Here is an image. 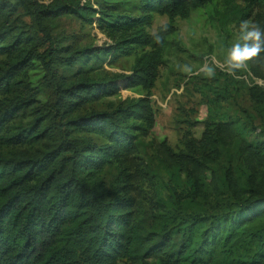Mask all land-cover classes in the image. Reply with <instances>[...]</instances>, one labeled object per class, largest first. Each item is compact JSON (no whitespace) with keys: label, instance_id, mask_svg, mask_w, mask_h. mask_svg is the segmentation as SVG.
<instances>
[{"label":"trees","instance_id":"16d2710c","mask_svg":"<svg viewBox=\"0 0 264 264\" xmlns=\"http://www.w3.org/2000/svg\"><path fill=\"white\" fill-rule=\"evenodd\" d=\"M137 1V15L117 14L98 2L81 0L17 1L48 44L34 57L54 80L55 111L70 116L65 122L68 130L86 137L82 145L66 141L45 152L0 153V264H118L134 257H158L163 264H264V142L240 143L231 154L236 162L217 173L213 166L219 165L222 158L220 143L224 144L223 133L228 131L226 123L208 124L200 139L190 138L185 152L175 155L186 171L188 166L201 177H205L204 170L211 171L210 177L198 182L199 192L204 195L207 184L215 187L218 183L227 197L218 206L219 213L181 212L178 207L179 212L173 216L175 228L167 229L159 241L139 250L143 247L142 236L134 216L127 170L137 152L138 138L148 134L155 123L150 99L141 96L111 110L78 116L74 113L122 88L151 89L166 38L173 30L169 27L148 34L144 26L154 14L165 15L170 21L187 19L193 10L214 0ZM222 1L234 4L237 0ZM243 1L249 7L258 0ZM69 13L122 36L108 48L59 55L48 21ZM156 35L160 36L159 42ZM145 47L149 50L135 57L129 74L119 73L99 81L79 76L66 83L52 66L57 60L70 64L100 54L112 58ZM27 58L18 56L10 67L0 68V94L11 96L12 101L17 98L16 89L29 90L22 77L31 65L30 58L25 61ZM249 67L256 77L264 78V53L249 61ZM257 95L250 89L252 100ZM25 103L22 97L16 103H2L0 147L33 146L51 135L53 127H45L39 118L30 127L9 131V122L20 116ZM112 165L118 168V177L104 188L99 176ZM177 233L182 242L174 250L172 235Z\"/></svg>","mask_w":264,"mask_h":264},{"label":"rangeland","instance_id":"374dc122","mask_svg":"<svg viewBox=\"0 0 264 264\" xmlns=\"http://www.w3.org/2000/svg\"><path fill=\"white\" fill-rule=\"evenodd\" d=\"M17 1L0 0V68L10 67L21 55L28 57L25 61L31 59L30 67L22 76L29 90L16 89L17 98L13 101L11 96L0 94V114L2 103H16L22 97L27 105L18 118L9 122V131L30 127L37 118L38 122L44 123L45 127H53V130L51 135L41 138L33 146L0 147V153L45 152L66 141L82 145L86 136L68 130L65 122L70 116L55 111L54 80L40 59L34 57L35 53L41 54L48 44L29 13ZM81 1L98 2L117 14H139L137 0ZM247 6L243 0L234 4L214 0L204 8L193 10L187 19L170 21L165 15L154 14L150 23L144 26L146 33L155 34L169 27L173 30L166 38L154 86L149 90L122 88L118 93L87 104L74 113L78 116L91 111L111 110L121 102L141 96L150 99L155 123L148 134L138 138L137 152L128 162L127 170L131 183L129 194L134 199V216L142 236L143 247L139 250L159 241L167 229L175 228L173 216L179 208L181 212L218 214V206L227 198L218 183H214L215 187L207 184L204 195L199 192L198 182L210 177V170H204L205 177H201L197 170L187 166L186 171L179 165L175 155L185 152V143L190 138L200 139L208 124L228 125V131L223 133L224 144L220 143L221 161L213 166L217 173L236 162L231 154L240 143L264 142V78L253 74L249 62L234 75L226 71L224 63L226 49L239 36L241 22L264 27V0ZM48 26L59 55L73 50L108 48L122 36L120 32L99 28L96 23L89 24L76 13L51 19ZM148 50L146 47L135 48L130 55L120 54L112 58L100 54L99 57L74 60L70 64L57 60L52 66L66 83L79 76L99 81L119 73L129 74L135 57ZM208 68L214 70V75H208ZM250 89L258 93L255 100L249 96ZM93 140L100 142L95 137ZM117 177L118 168L112 165L103 170L99 179L102 187L108 188ZM172 238L174 250H177L182 239L178 233ZM118 264L163 262L158 257H134L120 260Z\"/></svg>","mask_w":264,"mask_h":264},{"label":"clouds","instance_id":"9594fccd","mask_svg":"<svg viewBox=\"0 0 264 264\" xmlns=\"http://www.w3.org/2000/svg\"><path fill=\"white\" fill-rule=\"evenodd\" d=\"M154 38L159 42V35ZM262 53H264V27L241 22L238 38L226 49L224 61L226 71L234 75L236 71L245 68L247 62ZM207 72L210 76L214 75L212 68H208Z\"/></svg>","mask_w":264,"mask_h":264}]
</instances>
